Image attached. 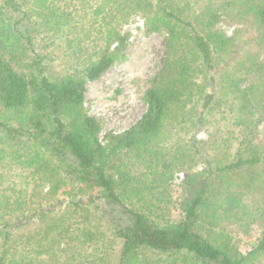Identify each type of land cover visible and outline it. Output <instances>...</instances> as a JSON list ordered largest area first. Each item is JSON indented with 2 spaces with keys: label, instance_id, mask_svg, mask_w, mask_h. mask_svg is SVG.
<instances>
[{
  "label": "trees",
  "instance_id": "trees-1",
  "mask_svg": "<svg viewBox=\"0 0 264 264\" xmlns=\"http://www.w3.org/2000/svg\"><path fill=\"white\" fill-rule=\"evenodd\" d=\"M16 1L0 0V145L12 148L13 156H10L12 160L9 163L22 164L26 169L42 167L43 179L53 177L47 173L55 161L61 162L59 157L70 158L74 164L71 165V178L79 179L84 185L77 188V192L86 188L95 189L123 212L124 222L123 226L111 232L113 243L105 238L104 243L93 245L91 253L88 251L90 255L86 256L77 255L74 251V255L84 259L83 262L73 259V254L60 260L57 256L60 250L54 249L62 241L61 231H55L49 220L45 221L54 211L53 203H50L46 209L40 208L37 215L39 224L34 225L36 230L31 229L23 239L15 238L12 229L4 232V239L0 241V264H109L113 257L115 264H246L248 260L264 256V226L259 241L245 254L221 242L214 227L217 209L223 203L226 206L229 204L228 209H231V195L236 191L235 182L231 187V178L240 173L236 172L254 170L243 184L244 189H264V146L255 145L252 135V130L264 118V55L259 58L260 52L264 51V0H241L239 10L243 17L249 15L256 23L259 45L257 53H247L246 59L242 60L237 58L238 30L227 35L216 28L214 23L219 15L208 9L204 11V16H196L195 22H192L182 5L169 0H158L154 4L150 0H129L139 2L119 8L123 11L120 14L123 21L133 9H140L146 33L166 32L164 57L159 71L145 91L144 114L126 130L107 132L104 143L98 138L99 122L88 115L83 106L85 80L74 79L70 74L58 78L55 73L45 72L37 54L35 59H28L23 44L13 48L22 37L18 24L23 25L27 18ZM50 1L30 0L27 3L31 11L40 14L49 8ZM113 1L105 0V3ZM231 2L226 0L225 3ZM13 17L16 18L13 20ZM202 18L205 21H200ZM121 20L117 19L114 27L104 30L102 51L87 68L86 79H97L122 58L126 38L115 30ZM12 31L19 38L11 35ZM20 48L24 54H21ZM192 60H197L198 64L194 66ZM233 62L238 65L235 73L241 72L244 76L232 77L230 88L224 86L229 92L226 100L223 99L227 96L226 92L216 99L214 94L206 93L201 89L203 86L196 84L200 94L198 99L202 100L201 110L196 113V123L202 125L207 117L216 116L218 134H213V139L205 145L206 167L186 176L184 187H188L185 188L187 194L179 201L184 212L182 218L159 221L155 212L162 202L161 193L149 183L150 178L140 180L130 175L127 163L122 161L128 159L135 163L138 160L139 164H153L154 167L161 164L170 171L175 167H170L171 164L180 162L183 167L185 160L189 164L194 163L201 146L191 137L183 147L179 144L180 137L170 143L174 127L171 125L170 129H166L168 123L165 121L174 112L182 120L195 117L194 106L186 108L183 97L185 90L190 96L194 72H217L225 65L233 66ZM224 71L226 74L227 71ZM243 82L245 84L241 86ZM250 115L254 117L250 119ZM190 123L192 125L193 120ZM169 143L174 149L167 145ZM19 148L29 150L21 152ZM231 148V156L224 164L211 166L210 157L216 159L214 154L219 151L229 155ZM3 151L0 159L6 160ZM155 173L152 182L153 178L160 180L161 173ZM56 178L62 180L60 176ZM3 184L4 179L0 177V186ZM25 185H28L27 180ZM54 188L55 184H51L49 192L52 193ZM262 199L264 203V193ZM40 201L39 207L42 199ZM79 203H87V200L75 202V205ZM8 205L0 190V209H6ZM33 210L31 217L38 212ZM1 230L0 234H3ZM102 236L103 233L94 238L98 241ZM107 242L113 245L111 250L105 246Z\"/></svg>",
  "mask_w": 264,
  "mask_h": 264
},
{
  "label": "rangeland",
  "instance_id": "rangeland-1",
  "mask_svg": "<svg viewBox=\"0 0 264 264\" xmlns=\"http://www.w3.org/2000/svg\"><path fill=\"white\" fill-rule=\"evenodd\" d=\"M28 1L30 0L16 1L26 12L27 18L23 25L18 24V28L22 31L21 38L15 32H11L15 38H19V42L14 47L11 44V47L19 48L23 44V47L26 48L25 56L28 59H35L34 56L37 54L36 57L41 58L44 64L45 72L55 73L60 78L70 74L74 79L85 80L83 106L87 114L99 122L98 138L102 143H104V136L107 132L118 133L136 123L146 111L144 94L161 67L166 38L165 31L145 32L144 15L138 8L129 13L126 21L120 19V14L123 11H119V8H127L126 4L133 6L139 1L115 0L105 3V0H51L49 8L39 12L40 14L29 9ZM150 1L154 4L158 0ZM169 2L182 5L187 12L186 16L192 22H195L196 16L202 17L205 15L204 11L209 10L211 13L215 12L219 15L214 23L216 28L227 35H232L235 30H238L240 34L236 37L239 49L238 59H246L247 53H257L259 49L257 25L251 16H242L239 10L241 0H232L231 4L225 3L226 0H169ZM14 18L16 17H13V20ZM117 19L122 22L116 26L115 30L120 36L126 38L122 58L97 79L88 80L85 74L87 68L102 51L104 30L114 27ZM200 21L203 22L205 19L202 18ZM25 28L28 31H24ZM20 51L21 54H24L22 48ZM263 55L264 51L260 52L259 58H262ZM235 62L238 61L235 60ZM192 64L196 66L197 60H192ZM237 67L238 65L233 62V66L225 65L217 72L214 70H208L205 73L194 72L191 78L194 85L190 86V96L186 90L183 93L186 108L194 106L195 117L192 116L191 119L194 123L190 125L191 120H182V117L176 112L165 121L168 123L166 129L174 127V133L170 135V143H174L177 137H180L179 144L183 147L186 142H190L189 138L191 137L201 146V151L195 157L194 163L189 164L185 160L186 163L183 167L180 162L171 164L170 167L173 165L175 167L170 171L163 168L161 164L154 167L153 164H139L138 160L133 163L131 160L123 159L122 162H126L128 165L127 170L130 175H135L140 180L145 177L150 178L149 183L153 187L156 186V190L161 193L162 202L155 212L157 220L177 221L182 218L184 212L179 201L187 194L185 188L188 189V187H184L186 176L188 173L198 172L206 167L208 163L204 157L205 145L213 139V134H218L216 130L218 124L215 126L214 119L216 116L207 117L202 125L196 123V113L201 110L202 104V100L198 99L200 94L196 84L203 86L201 88L203 91L214 94L217 99L227 91L224 86L230 88L232 77L242 78L244 76V73H235L234 69ZM224 69L230 75L225 74ZM244 84V82L241 83V86ZM226 95L223 99L229 97V92H226ZM249 117L251 119L254 115ZM179 120L182 123H178ZM177 126L183 128L178 130ZM164 135L165 133L160 138V144H162ZM252 135L255 145L264 146V118L252 130ZM170 143L167 145L174 149ZM33 146L37 147V145ZM9 149L8 146L0 145V155L1 150H4L2 155L6 159H0V177L4 179L0 190L3 199L8 200L9 203L6 209H0V228L3 233L0 234V241L4 239V232L11 229L15 238L21 239L31 229L36 230L34 225L39 224L37 215L41 211L40 208L44 210L49 207L50 203H53L54 211L46 217L45 221L49 220V223L55 227V231H61L62 241L56 245L58 248L54 249L60 250L57 253L58 259L65 260V257L73 254V259L83 262L84 259L81 260L77 256L78 253L85 256L90 255L91 250L95 247L93 245L104 243L105 238L111 239L110 243H113L112 238L114 237L111 232L114 231L113 229L123 226V212L117 206L109 203L95 189L86 188L77 192V188H80L83 183L79 179L71 178V165L74 164L70 158L59 157L58 160L61 162L55 161V165L51 166L47 173L53 177L43 179L42 167L26 169L22 167V164L9 163L13 156L12 148ZM29 149H20V151ZM231 152L232 148L229 149V155H224L220 151L214 154L217 155L216 159L209 158L210 163L212 162L211 166L224 164L230 158ZM46 156L48 155L46 154ZM254 169L258 172V169ZM253 171L252 169H241L236 172H240L239 174L231 178V187L234 182L236 183L234 186L236 191L231 195V209H228L229 204L226 206V203H223L217 209L218 213L215 218L216 225L214 227L219 232V240L227 244V247L242 254L249 251L259 241L264 226V203L262 202L264 189L257 191L248 189L246 191L243 187V184L248 181L249 173ZM155 172L161 173L158 177L160 180L153 178L154 182H152L151 179L155 176ZM58 176L62 179L61 181L56 178ZM25 180L28 182L27 186ZM51 184H55L52 193L49 192ZM41 199L42 205L39 207ZM83 200H87V203L75 205V202ZM28 201L30 203H27ZM81 206L85 209H82ZM33 209L38 212L35 214L36 216L31 217L34 214ZM28 224H30L29 229ZM102 233L103 238L97 241L96 238ZM78 235L80 237H74ZM106 245L109 250L113 247L109 242L105 243ZM114 246L116 247V245ZM74 251L77 252V255H74ZM114 259L113 257L109 264H115ZM9 260L12 261V257ZM263 262L264 256H257L248 260L246 264H263Z\"/></svg>",
  "mask_w": 264,
  "mask_h": 264
}]
</instances>
